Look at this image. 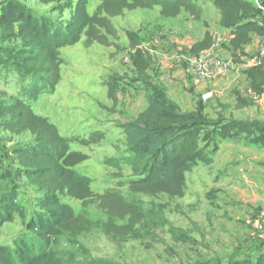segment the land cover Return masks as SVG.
I'll use <instances>...</instances> for the list:
<instances>
[{"label":"rangeland","instance_id":"rangeland-1","mask_svg":"<svg viewBox=\"0 0 264 264\" xmlns=\"http://www.w3.org/2000/svg\"><path fill=\"white\" fill-rule=\"evenodd\" d=\"M197 1L203 6L199 21L186 13L165 19L159 9L126 11L113 19L117 36L111 39L112 46H88L83 39L62 50V80L55 93L39 99L34 111L55 125L63 137L87 138L102 132L105 138L97 145L72 146L74 151L89 156L76 170L92 179L96 195L119 196L141 216L137 223L130 216L109 219L96 201L83 204L66 199L77 215L90 222V229L77 237L65 234L59 238L54 249L65 261L198 264L249 260L255 264L259 252L264 251V144H255L245 135L225 140L217 135L218 126L230 121L264 126V98L253 97L244 75L249 68L247 62H258L247 55L246 65L233 63L226 75L196 84L190 51L206 33L222 39L215 49L217 60L233 62L224 41L229 31L221 33L215 0ZM250 1L255 4L257 0ZM99 5V0H89L90 14ZM2 6H17L26 14L56 23L71 17V11H55V4L43 5L39 0H0ZM129 32L138 36L140 48L153 60L145 79L136 73ZM26 86L27 80L0 60V106L21 96ZM206 92L212 93V98L204 100ZM109 93L114 94L113 100ZM153 94L173 103L181 113L205 116L211 125L201 135V139L206 136V143L201 144L206 160L186 175L181 198L132 194L128 187L120 186V182L133 178L130 168L126 166L119 173L105 163L109 158L124 156L123 125L147 108ZM238 97L253 103L239 108ZM32 141L29 133L10 134L0 120V197L19 189L20 200L30 212L39 194L18 176L13 151ZM23 232L22 222L16 217L2 228L0 245L13 243Z\"/></svg>","mask_w":264,"mask_h":264},{"label":"trees","instance_id":"trees-1","mask_svg":"<svg viewBox=\"0 0 264 264\" xmlns=\"http://www.w3.org/2000/svg\"><path fill=\"white\" fill-rule=\"evenodd\" d=\"M43 5L55 4V11H71L65 22L26 14L17 6L0 8V60L15 70L27 86L21 96L0 106V120L12 135H32L33 141L13 151L18 163V176L35 189L39 197L30 212L20 200L19 189L6 191L0 197V232L20 218L24 232L13 243L0 245V264H114L101 260L76 263L65 261L54 249L65 234L74 237L90 229V222L77 215L66 199L83 204L96 201L108 213L109 219L130 216L136 223L140 212L114 194L96 195L92 179L76 170L89 156L74 151L72 146L91 147L104 140L102 132L87 138L63 137L58 128L46 118L37 115L35 104L42 96L56 92L62 80L65 64L62 50L79 44L94 43L110 47L117 31L113 19L126 11L159 9L161 17L176 19L183 13L199 21L203 7L197 0H99L94 14L89 12V0H39ZM262 7H264V0ZM220 13V28L229 31L228 52L238 67L246 65L245 49L256 37L264 38V12L247 0H215ZM134 50L136 73L146 78L153 60L140 46L138 36L129 32ZM209 33L190 51L193 56L212 47ZM253 97L264 94V63L244 71ZM113 100L114 94L109 93ZM239 108L252 105V100L237 98ZM205 116L181 113L173 104L149 96L147 108L132 122L123 125L126 151L124 156L109 158L106 165L121 173L129 167L133 178L120 182L132 194L184 197L186 175L201 161H205L206 136L210 127ZM217 135L225 140L234 135H245L255 144H264V126L245 122H228L218 126ZM260 131L261 135L256 136ZM205 148H209L208 144ZM120 179L121 176H118ZM233 259V258H232ZM198 264H253L249 260H231L223 263L208 260ZM255 264H264V251L259 252Z\"/></svg>","mask_w":264,"mask_h":264},{"label":"built area","instance_id":"built-area-1","mask_svg":"<svg viewBox=\"0 0 264 264\" xmlns=\"http://www.w3.org/2000/svg\"><path fill=\"white\" fill-rule=\"evenodd\" d=\"M255 5L259 8H262L264 12V7H262V2L260 0H257L255 2ZM223 30L221 33H227L228 31ZM213 37V36H212ZM213 43L212 47L209 50H206L199 54L198 56L191 55L189 57V62L193 70V80L196 84H200L204 80H214L217 79L223 75H226L229 73V71L234 67L233 62H225V61H218L215 57V49L218 45V43H222V39L220 35H215V37L212 38ZM225 43L229 44L231 41L230 33L228 32L227 37L224 38ZM258 59L264 60V46L262 49L259 50L257 53ZM254 62H257L254 60ZM258 64V63H257ZM248 65V64H247ZM255 65L250 64L248 67H253ZM252 93V91L250 90ZM253 95V93H252ZM212 98V93H205L203 96L204 100H208ZM258 99H263L264 94L260 97H254Z\"/></svg>","mask_w":264,"mask_h":264},{"label":"crops","instance_id":"crops-1","mask_svg":"<svg viewBox=\"0 0 264 264\" xmlns=\"http://www.w3.org/2000/svg\"><path fill=\"white\" fill-rule=\"evenodd\" d=\"M247 1H250V0H247ZM203 7V6H202ZM264 46V38H260V37H256L254 39V41L252 42L251 45H249L246 49H245V53L247 55H250L249 57L252 58L254 57V60H256L258 62V64L260 63H264V60H259L258 59V55L257 53L259 52L260 49H262V47ZM246 58H244V61L246 63ZM248 63V66H250L249 62ZM246 63V64H247Z\"/></svg>","mask_w":264,"mask_h":264}]
</instances>
